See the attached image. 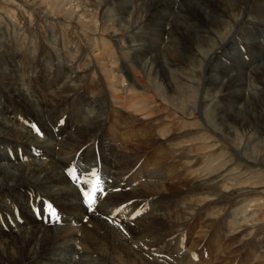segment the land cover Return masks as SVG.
Masks as SVG:
<instances>
[{
  "label": "rangeland",
  "instance_id": "rangeland-1",
  "mask_svg": "<svg viewBox=\"0 0 264 264\" xmlns=\"http://www.w3.org/2000/svg\"><path fill=\"white\" fill-rule=\"evenodd\" d=\"M120 1L133 5L131 13L118 14L115 18L112 15L121 5ZM120 1L88 0L95 10L99 8L97 9L100 15L99 19L104 26L102 33L107 35L118 49L120 56L118 65L134 67L136 75L143 79V82L138 81L135 84L133 81H126L130 79L127 78L125 67L120 68V71H114L115 75H124L126 80L123 83L132 82L134 84L132 85L133 92L135 91V94L143 98L142 102L152 112L153 121L147 120L148 118L142 114H134L131 108L123 110L111 104L106 80L99 71L100 69L98 70L99 66L95 65L97 58L94 55L91 56L92 58L90 57L87 46L78 35L80 27L77 24L74 25L73 21L68 18L48 14L47 9L40 5L39 0H0V102L5 104L3 108L4 104L0 103V107L3 108L2 116L6 120L9 118L17 127L29 128L33 135L37 134L31 125L38 126L47 140L55 142L53 146L58 150V154L60 152L62 157H65L74 154L72 143L61 146L60 139L56 144V139L51 133L56 132L57 135H60L59 138H71L75 130L66 126L71 116L79 109L81 110V107H87L86 101L105 100L106 108L96 106L91 109V111L100 109L98 112L103 113V117L108 112L105 115L108 119L99 131L97 149L91 153L92 155L90 154V157L94 159L97 156L96 151L104 154L107 146L116 140L113 139V132L116 126H120L118 122L129 120L128 123L125 122L120 126L122 133L120 135L123 136L117 143L119 151L135 157V161L123 170L126 172L124 174L134 175L136 170L141 171L140 168L143 165L151 170L161 168L164 171L160 179L147 177H143L141 180L133 179L126 193L119 191V195L112 197L111 201L115 203L114 206L106 204L108 210L112 212L111 216L106 215V217L111 222L113 221L117 232L116 241L113 244L117 246V242L124 237L128 238L130 235H134L135 238L132 239L134 244H131L130 247L133 251L140 249L149 257L151 246L150 244L144 245V243L143 246L141 245L143 241H141L137 227L149 225L153 229L145 228L151 232L147 236L149 239L154 238L155 240L168 225V221H172L174 222L171 225V227L173 226L172 231L179 240H183V243L178 249L174 248V250L173 247H169L172 249L170 252H162L164 264H264V130L260 127L249 128V125L245 128L242 124L232 125L230 130L232 134H228L227 139H224L222 136H224L225 130L219 127L218 123L213 127L207 121L220 118L222 112L212 110L215 100L221 96L216 92H207L208 79L205 59L209 58L210 60L216 55L218 44L228 37L229 30H234L235 26L240 23L239 21L244 17L243 12H235L234 19L230 20L231 25L227 30H223V35L222 33L220 35L215 27H211L210 37L215 38L211 48L208 47L207 42L206 44H194L190 50H187L188 53L191 52L189 54L197 55V63H193L190 60H181L183 49L174 46L178 40L177 33L174 32L177 40L173 39L174 35L172 37L163 35L162 32L159 33L157 22L149 23L145 19L147 5L143 1L146 0ZM182 1L173 0L169 16V18L172 16V19H178L177 26L178 28L180 26L181 30L189 24L183 17V13L186 11L182 7ZM99 22L97 25L100 24ZM160 22L163 23V20ZM168 27L169 24L166 25V29ZM138 46L157 49L156 52L153 51V55L156 54V57L152 59L150 57L153 56L149 55L138 62L135 59L134 49ZM2 49H5L6 52ZM4 53L6 57L3 55ZM11 56L13 58H10ZM175 56L180 58V61ZM5 63L8 65L11 63L10 68L17 70H15L18 73L15 81L20 80L24 86L36 87L37 90H35L41 94V97L47 100L52 99L54 104L57 102L56 96L59 87L63 84L68 85V88L63 90L64 95L70 98L68 107L57 111L53 110V104L51 106L50 116L55 120V128L47 130L36 119L32 120L27 117L22 103L12 100L9 96L11 88L8 89L10 68L5 70ZM95 68L96 70H94ZM55 75L63 78L59 87L52 82ZM250 77L246 76L247 84L245 83L244 90L246 93L252 94L250 100H253L254 95L260 97L261 84L257 77L256 79ZM51 87L56 90L52 91ZM177 100H180L179 107L187 109L185 114L180 112L179 107L176 109ZM90 108L91 106H89ZM104 109L108 110L102 112ZM170 111L174 115V119L168 117ZM113 112L119 117V121L112 120L115 115ZM195 115L197 117H194ZM132 117H136L138 121L135 122V120L131 124ZM193 118H195L194 121H192ZM61 120L64 123H59ZM129 126L132 129L128 136L132 138L133 134L134 137L128 140L137 141L133 140L129 148H124L128 141L124 138L123 133L129 130ZM142 127L154 133V137L148 147L137 149L135 143L138 144L143 141L142 138L145 139L143 136L139 137L141 133L139 129ZM162 128L169 129L170 140L166 141L159 135L157 129ZM153 143L156 144L151 146ZM23 146L15 143L13 148L23 153L21 159L34 161L35 156L30 155L29 146L25 144ZM38 151L42 152V149L38 148ZM42 153L40 158L50 161V155ZM101 154L98 156L102 157ZM221 161H224L226 166L218 169V164ZM87 167L88 164H86ZM76 168L79 170L77 164ZM59 169L61 171L60 167ZM66 173H69L68 169ZM155 181L160 186L154 185ZM90 186H92L91 182L87 188L90 189ZM75 188L77 192L81 191V187L78 185H75ZM142 190L150 193L149 197L142 196L139 199L138 193ZM88 192L92 193V190ZM8 195H11L8 199L16 196L12 192ZM42 196L44 195L39 191L35 195L36 204L33 199L29 201L30 204L36 208L42 201L49 203L48 205L52 207L48 208L47 214L54 213L53 216L59 214L63 218L62 222L72 223L68 229L57 228L53 235L50 245H53L56 250L58 249L56 256L72 257L68 250L61 251L63 248L67 249L69 245L75 244L85 252L86 255L83 253L85 259L90 261L94 259L93 256L96 254L94 247H97L102 252L98 253L107 255V261H101L103 264H111L108 261L110 258L116 264L140 263L137 258L134 261H127L124 255L110 247L113 245L111 244L112 236L115 234L110 232L109 224L106 223L99 211H89L81 215L80 210L55 205L52 201L48 202L47 199H43ZM5 197L7 198V196ZM83 200L85 201L84 197ZM125 205L127 207H124ZM118 208L121 211L115 215ZM158 210L162 212V215L156 217L155 215L159 213ZM16 213V220H19L21 215L28 218V214L24 210ZM80 216L84 223L81 228H77L75 225L77 217ZM47 226L49 228L55 226L54 221H51ZM155 226L157 229H154ZM110 235L111 237H109ZM107 238L110 240L109 242ZM103 239L104 243H101L100 241ZM161 239L162 243L172 241L171 236H162ZM93 241H98V245L93 246ZM165 253H169L166 254L169 255L168 258ZM144 258L145 256H142L140 260H144ZM95 260L98 263L97 259ZM149 262L152 264L154 261L150 258Z\"/></svg>",
  "mask_w": 264,
  "mask_h": 264
},
{
  "label": "bare ground",
  "instance_id": "bare-ground-1",
  "mask_svg": "<svg viewBox=\"0 0 264 264\" xmlns=\"http://www.w3.org/2000/svg\"><path fill=\"white\" fill-rule=\"evenodd\" d=\"M118 1L120 0H117V2ZM39 2L41 6H44V8L47 9L48 14L51 13L58 17L68 18L73 21L72 23L74 25L77 24L80 27L78 35H80V39L87 46L90 52V57L94 55L95 58H97L95 65L97 67L99 66L98 70L100 69L99 71L102 73L104 80H106L107 91L111 96V104L114 107L118 106L123 110L131 108L134 114H142L148 118L147 120L153 121V118L151 117L152 112L149 111L146 104L142 102L143 98L138 94H135V91L133 92L132 85L134 84L132 82L126 84L123 83V81L126 80L125 76H116L114 73V71H120V68L125 67L127 78L130 79L126 81H133L135 84H137L138 81L143 82V79L136 75L134 67L130 66L129 68L126 65L123 67L118 65L120 62L119 52L112 43V40L102 33L104 26H102L101 19H99L100 15L97 11L99 8L95 10L93 5L89 4L88 0H39ZM143 2L147 5L145 19L148 20L149 23L152 21L154 23L157 22L159 25V33L162 32L163 35H171L172 37L177 33L178 40L175 38L176 35L173 36V39L175 38L177 40L174 46L183 49L181 53L182 55L180 56L181 60H190V62L193 63H197V55L194 56V54H189L191 52L188 53L187 50H190L194 44H206L207 42L208 47L211 48V45L215 42V38L210 37L211 27H215L221 35L223 30H227L231 25L230 20L234 19L235 12H243L244 17L241 20L239 19L240 23L235 26L234 30H229L228 37L224 39V41H220L218 44L216 55L210 60L209 58L205 59L207 66L206 77L208 79L206 83L207 92H216L221 96L215 100L212 105V110L222 112L220 118L209 119L207 121L213 127L218 123L219 127L225 130L224 136H222L224 139H227L228 134H232V132L230 133L232 125L242 124L243 128L249 125V128L260 127L264 130V0H183L182 7L186 11V13H183V17L189 23L187 25L184 24L185 26L183 30H181L182 28L180 26L179 28L177 26L178 19H172V16L169 18L171 15L170 8L173 4V0H146ZM120 4L119 8L115 10L112 15L115 18L118 14L126 15L131 13V8L133 6L131 3L121 2ZM165 12L167 13L165 14ZM160 20H163V23H161ZM98 22L100 24L97 25ZM168 24L169 27L166 29V25ZM175 26L178 31L175 29ZM165 39L167 38L165 37ZM145 47L146 46L134 47L136 52L135 59L138 60V62L147 58L149 55L153 56L150 57L152 59L156 57V54H154L155 56L153 55V51L156 52L157 49ZM2 50L6 52L5 49ZM3 55L5 56L6 54L4 53ZM175 57L177 58V56ZM10 58L13 57L11 56ZM177 59L180 61V58ZM9 65L11 66V63ZM9 65L5 63V70L10 68ZM96 68L94 70H96ZM15 70L16 69L14 68H10V74L8 76V89L10 90L11 88L9 96L12 100L14 99L17 101L16 103H22L26 110L25 115L27 117H30L32 120L36 119L38 123L46 127L47 130L55 128V120L50 116L52 111L51 106L53 104V110L57 111H61L68 107L70 98L63 93V90L68 88V85L63 84L64 86H60V82L63 78L59 75H55V79H53L52 82L60 87L59 91H56L57 102L54 104L52 103V99L47 100L41 97V94L36 91V87L24 86L23 82L20 80L15 81L17 77L16 75L18 74L16 73L17 70ZM246 76L255 77V79L257 77L261 84L259 90L260 97L254 95L253 100H250L252 99V94H249L248 92L246 93L244 90ZM51 89L52 91L56 90L53 87H51ZM235 92L236 94H234ZM179 101L180 100L176 101V109L179 107ZM0 103L2 104L3 102ZM85 105L87 107H81V110L79 109L77 113H74L66 123V126L69 129L75 130V133L71 138L63 139L59 138L60 135H57L56 132L51 133L56 139V144L59 143L58 141L60 139L59 144L61 146H64V144L67 143H72L74 154L65 157H62L60 152L58 154V150L53 146L55 142H52V140H47L44 136L33 135L29 128L17 127L9 118V121L6 120L2 116L5 104L2 106L3 108L0 107V209H2L0 210V264H103L101 261H107V255L104 253V255L100 254L102 252L100 248L97 247H94L96 254L91 261L85 259L83 256V253L85 254V252L75 244L69 245L67 249L63 248L61 251L68 250L69 253L71 252L72 257L65 258L56 256V251L58 249L56 250L53 245H50L53 235L56 233L57 228H60L61 230L68 229L72 223L62 222L63 218H61L59 214L57 216H53L52 213L47 214L48 208L46 206L49 203L42 201L39 204L37 202L39 205L35 208L29 201L33 199L36 204L37 200H35V195L41 191L42 195H44L42 198L47 199L48 202L52 201L55 205L57 204L61 207H71L74 210H80L81 215L89 212L87 210V205L83 200L82 190H92L93 186H90V189H85L82 184L84 175H80V173L95 169L96 173L97 171L101 173L99 175V187L105 189L106 196L98 191L96 197L93 198L95 200L93 207L95 208V211H99L102 214L106 223L109 224L110 232L115 234V236H112L113 242H111V244H113L116 241L117 232L116 228H114L115 225H113V221L111 222V220L106 217V215H112V212L108 210L109 208L106 204L111 207L114 206L115 203L111 201L112 197H115L117 194L119 195V191L126 193L127 188L133 179L141 180L143 177L160 179L162 177L164 171L161 168L151 170L144 165L140 168L141 171L136 170L137 172L134 175H131V173L124 174L126 172L123 170L135 161V157L133 158V156L128 153L125 154L122 153L123 151H119L117 143L123 136L120 135L122 134L120 132V126L125 124V122L128 123L129 120H125V122L122 123V120H120V122H118L120 126L115 127L113 139H116V144L115 142L110 143L107 146L108 148H105L106 152H103L104 154L96 151L97 156L92 159L90 154L97 149L99 131L102 125L107 122L106 119L108 118L105 115L108 114V112H106L108 109H106V111L105 109L102 110V112L105 111L107 113L103 117V113H99L100 109L98 110L99 112L91 111V109H94L96 106L106 108L105 100H89L86 101ZM89 106H91L90 109ZM133 106L137 107L134 108ZM179 109H181L180 112L184 114L187 111L186 108L181 106ZM113 114L115 115H113V118L111 117L112 120L114 122L119 121V117L116 113L113 112ZM133 117L131 124L134 123L137 116L135 118ZM168 117H171L172 119L175 118L171 111L169 112ZM194 117L197 116L195 115ZM194 120L195 118H193L192 121ZM137 121L138 120L135 122ZM134 127L133 129H135ZM131 129L132 128L129 126V130L123 133L124 138L128 141V144L125 143L124 148H129V145L134 140H128L134 137L133 134L131 135L132 138L128 136L131 134V132L129 134ZM167 129H157L159 135L163 137V139H166V141L170 140L169 138L171 137L170 131ZM139 130L141 131L139 137L143 136L145 139L142 138L143 141L138 144L135 143L137 149L148 147L150 145L149 142L153 141L154 133L150 132V130L143 129V127ZM5 142H7V144H5ZM15 143L20 144L21 147H24V144L28 145L30 155L32 157L35 156L34 161L21 159V154L23 153L21 151H16L13 148ZM155 144L153 143L151 146ZM38 148L42 149V152H45L48 156L50 155V161H45L40 158V155H43V153L38 151ZM98 154H101L103 161L102 157H99ZM99 161L102 162V166H97ZM74 164L78 165L80 171L77 173V175H80L81 181L77 184L81 187V191L79 192L76 191V183L71 180L73 175L72 167ZM86 164H88L87 168ZM224 166H226V163L221 161L217 168L220 169ZM59 167L61 168V171ZM67 169L69 172L68 174L66 173ZM154 185L160 186L156 181L154 182ZM11 192L16 196L12 199H8V197L11 196L8 195V193ZM148 194L150 193L146 190H142L138 193V198L141 199L142 196H144V198L145 196L149 197ZM5 196H7V198ZM37 209L39 210L38 212L34 211ZM21 210H24L28 214V218L21 215L20 219L16 220V212ZM115 212L116 215L117 210ZM161 215L162 212H159L155 216L158 217ZM51 221H54L55 226L49 228L47 225L50 224ZM83 223L81 216L77 217L75 226L81 228ZM173 223L174 222L172 221H168V225L166 224L167 226H165V229H163L162 232L160 231L161 233L158 234V238L155 240L154 238L149 239L147 236L151 233L149 231L151 229L149 225L146 224L137 227L141 241H143L142 244H140L142 246L143 243L144 245L150 244L151 246L149 257L154 261L152 264H164L162 261V252H170L172 249H178L182 245L183 240H179L172 231L173 226L171 227V225ZM145 228L150 229L147 231ZM154 229H157L156 226ZM162 236H171L172 241L170 240L171 242L162 243ZM109 237H111V235ZM133 237L134 235H130L128 238L124 237L121 241L117 242V246L113 244L110 247H112L117 253L124 255L127 261H134L137 258L140 262L139 264H150V258L145 255V253H142L140 249L137 250L138 252L133 251L132 247H130L131 244H134L132 241ZM109 239L108 242L110 241ZM100 242L104 243V239ZM98 243V241H93L92 245L97 246ZM170 244H172V246H169ZM169 247L173 248L170 249ZM166 254L169 253H165V256H167ZM82 256L84 257L83 260ZM142 256H145L144 260H140ZM168 257L169 255L167 258ZM95 259H97L98 263ZM108 261L111 264H116L111 258Z\"/></svg>",
  "mask_w": 264,
  "mask_h": 264
},
{
  "label": "snow or ice",
  "instance_id": "snow-or-ice-1",
  "mask_svg": "<svg viewBox=\"0 0 264 264\" xmlns=\"http://www.w3.org/2000/svg\"><path fill=\"white\" fill-rule=\"evenodd\" d=\"M28 123V122H26ZM59 123H64L63 120L59 121ZM32 129L35 131V133L37 135L43 136L42 130L36 126V125H31ZM80 175H87V176H91V177H96L97 173L95 171V169H90L86 174L81 172ZM80 175H77L75 173V170H73V175H72V180L74 182L80 183ZM90 183L89 179L85 178L82 181V184L84 186V188L86 189L88 184ZM97 191H99L101 194H105V189L99 187V182L97 181V183L93 186V191L92 193L86 191V190H82V196L85 198V203L87 205V210L88 211H92L95 212V209L93 208V204L95 203V200L93 199V194L96 193ZM47 208H51V205H47ZM124 207H127V205H125ZM36 212H38L39 210H34ZM121 211L120 208L117 209V214H119V212ZM54 215V213L52 214Z\"/></svg>",
  "mask_w": 264,
  "mask_h": 264
}]
</instances>
